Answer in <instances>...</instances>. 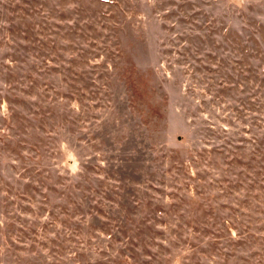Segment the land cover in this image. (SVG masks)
I'll return each mask as SVG.
<instances>
[{"label": "rangeland", "instance_id": "374dc122", "mask_svg": "<svg viewBox=\"0 0 264 264\" xmlns=\"http://www.w3.org/2000/svg\"><path fill=\"white\" fill-rule=\"evenodd\" d=\"M0 264H264V0H0Z\"/></svg>", "mask_w": 264, "mask_h": 264}]
</instances>
